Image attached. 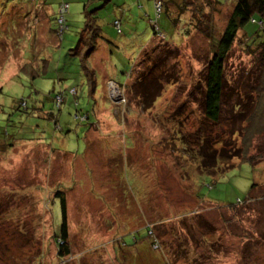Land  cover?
<instances>
[{
  "label": "rangeland",
  "instance_id": "rangeland-1",
  "mask_svg": "<svg viewBox=\"0 0 264 264\" xmlns=\"http://www.w3.org/2000/svg\"><path fill=\"white\" fill-rule=\"evenodd\" d=\"M61 1L69 9L59 36ZM208 1L178 0L183 8L165 3L176 13L175 29L166 12L158 22L173 45L155 34L154 0L37 2L38 8L51 6L45 24H35L20 8L34 0H0V138L5 148L17 140L0 150V264H264V161L254 165L234 157L231 168L199 176L191 149L201 146V129L211 141L230 131L228 145L218 144L229 155L241 144L239 122L216 125L202 107L213 43L207 15L212 11L220 35L237 0H219L224 4L213 10ZM85 6H99L102 35L114 43L99 38L86 58L94 85L84 68L85 51L74 50ZM245 29L252 34L258 27L248 23ZM240 36L226 63L230 102L239 100L238 89L246 90L250 74L244 72L254 57ZM154 43L160 47L150 60L158 65L150 73L163 84L147 108L132 85ZM171 64L173 82L164 77L174 76ZM110 80L123 85L122 93L114 89L111 96ZM250 153L264 154V138L252 143ZM58 191L66 196L71 242L64 258L55 237L62 218ZM237 202L234 209L225 206Z\"/></svg>",
  "mask_w": 264,
  "mask_h": 264
},
{
  "label": "trees",
  "instance_id": "trees-1",
  "mask_svg": "<svg viewBox=\"0 0 264 264\" xmlns=\"http://www.w3.org/2000/svg\"><path fill=\"white\" fill-rule=\"evenodd\" d=\"M162 2V11L161 16L163 12H166L169 21L170 26L175 29L176 19H175V11L173 8H175L177 5L179 7L183 8V4H178V0H161ZM168 2H173V8L170 10H167V5L165 6V3L168 4ZM68 3V2H65ZM69 4V3H68ZM219 4L223 5L219 0H213L212 2L208 1V6L213 10V5ZM169 5V4H168ZM99 7V6H98ZM98 7H95L94 9H87L85 6V20H84V26L80 32V38L78 40L77 46L74 48L75 51L83 52L85 51L84 55V68L85 71L89 72L90 80L92 82V85H94L95 78L91 74V67L89 66L88 61L90 52H92V48H96L99 38H104L106 41H108L111 45H114L112 39H107V37L102 35L101 26L99 23V17L96 14V9ZM187 11V10H186ZM182 12L179 15V20L183 22L180 17L185 14V12ZM197 11L202 12V9L198 7L197 5ZM203 14V12H202ZM66 13H64V18ZM59 15L56 17V21L58 19ZM208 17V33L213 38L212 43V50H211V56L208 62L206 63L205 70H204V82L205 86L203 87V98L201 100L202 107L204 109V115L206 119L212 121V123L216 125H222L223 122L232 124H236L237 122L240 123L237 130H235V133L238 132L241 136V144L237 148L231 150L233 152H230V155L227 153L226 150L222 149L219 150L218 144L226 143L228 145L230 139H231V132L228 130L223 131L222 140L220 141L218 138L215 141H211L210 137L206 134L201 133L202 129L199 131V143L200 147H197L196 145H193L191 149H194V156H195V163L199 168V176L202 174H209L214 176L216 173L225 171L229 168H231L234 164L230 163L231 160L236 157L239 158L240 161H248L254 165L264 161V154L261 155L259 158H256L254 154L250 153V150L252 148L253 142H259L264 138V0H237L236 3L233 5V7L230 9V12L228 14L226 24L224 28L221 30L220 35L219 32L217 33L215 31L214 25H213V13L210 11L207 15ZM195 18L192 16L190 21H187L188 24H193ZM117 19L114 20V24L118 27H120V20L119 25H117L116 22ZM159 19H151V23L153 24L154 28V22L157 23L159 26ZM59 23V22H57ZM248 23H254L257 24V31L254 33H249L245 26ZM65 24V22H64ZM59 26V24H58ZM28 29L31 30L30 26H28ZM157 29H154L155 34L158 36L159 32H162L164 36H161V38L158 37L160 42H168L167 34L165 31L161 30L160 26ZM58 31V30H56ZM242 36H240V33ZM186 35V34H184ZM240 36V42L242 45H244V49L251 54L253 57V62L250 64V66L247 68L245 74H250L249 77V84H246V90H240L238 89V101H231L230 97L231 94L228 93L229 87L227 84V74H226V63L230 54V51L233 49V46L235 44V41ZM34 41H37L36 34L34 33ZM169 43V42H168ZM173 44L174 43H169ZM160 47V44H153L149 46L147 50H145L144 57L140 60V66L141 69L138 72L137 77L134 79L132 87L135 89V94L142 99L143 106L144 107H151L156 98L159 95V91L162 88V78H158L157 76L153 77L151 75V71H154L157 68V61L156 60H150V57H153L152 53H155L156 50ZM15 48V46L13 47ZM146 49V48H145ZM166 51V50H164ZM147 52V53H146ZM151 53L152 55H148L149 58H147V54ZM165 58L170 57L167 53H165ZM148 60V64H144L145 60ZM156 59V58H155ZM168 59V58H167ZM164 60V58L161 59V61ZM172 65V64H171ZM155 69V70H154ZM173 75L166 74L164 75L165 79H167L169 82H173L177 79V75L175 71V65H172ZM153 73V72H152ZM163 75V74H162ZM254 80V81H253ZM123 86L122 84H120ZM249 92V94H247ZM228 95V96H227ZM249 97V99H248ZM76 115H79L76 114ZM83 118H88V115H81ZM223 118V121H222ZM239 119V120H238ZM238 120V121H237ZM230 127V125H229ZM230 137V138H229ZM183 138V137H182ZM2 139V138H0ZM0 143V150L7 152L9 148L15 146L14 141L13 144L9 145L7 148H5L6 144ZM184 140V144H186L188 147H190L189 142L187 140ZM210 145L205 147L206 144ZM212 144L214 147H212ZM197 147V148H196ZM10 148V149H11ZM227 162L228 167L223 168V164ZM239 162V161H238ZM232 165V166H231ZM196 184V183H195ZM198 185H200V181L198 182ZM256 186V183L254 184V187ZM253 187V188H254ZM199 190L196 192L197 196L203 197L202 195H198ZM57 197H60L61 200V213L62 218L61 222L58 226V229L56 230L55 237L58 238L57 241V247H58V254L60 258H64L71 255V242L69 237V225H68V210H67V200L65 193L63 191L57 192ZM250 198V197H249ZM240 202L232 203V205L226 204L228 208L234 209L237 204ZM218 205H223L219 203ZM189 221V220H188ZM150 225V224H149ZM148 233L149 238L152 240V246H157L158 241L154 237V230L152 226L148 227ZM114 241L117 238V236H113ZM119 242V240H118ZM119 246V244H118ZM117 246V247H118ZM118 262L121 260H124L122 258H117ZM121 259V260H120ZM128 260V259H127ZM168 264V262H167Z\"/></svg>",
  "mask_w": 264,
  "mask_h": 264
},
{
  "label": "clouds",
  "instance_id": "clouds-1",
  "mask_svg": "<svg viewBox=\"0 0 264 264\" xmlns=\"http://www.w3.org/2000/svg\"><path fill=\"white\" fill-rule=\"evenodd\" d=\"M34 2H35V4H36L37 2H42V3H43V2H47V0H34ZM154 2H155V0H154ZM63 4H66V3L61 1V2H60L59 9H58L59 17H58V19H57V22H59V18H60V16H61V14H62L63 17H64V13H66V12L68 11V9H69V4L67 3V4H68L67 9H66L65 11L62 12V11H61V6H62ZM154 5H155V3H154ZM160 16H161V14H160ZM160 16H159V17H160ZM159 17H157L156 19H158ZM64 22H65V18H64ZM64 22H63V26H61V24L58 23V24H59V29H58V31H56V34L59 33V36H62V34L64 33L65 29L67 28V25H65ZM115 23H116L117 25H119V21H118V20H116ZM154 24H155V25H154V29H157V31H159V30H158L159 26L157 25V23L154 22ZM156 27H158V28H156ZM159 35L164 36L162 32H159V33H158V36H159ZM111 84H113V85H111ZM108 85H110L111 88H112L111 96L115 94V92L113 91L114 89H116V92L118 91V92H120V93H122V91H123L121 85L117 84V83L114 82L113 80H110V82H109ZM113 87H114V88H113ZM72 91H73V93H75V89H73ZM58 96L61 97V101H63V96H62L61 94H58V95L56 96V101H57V103H60L61 101H59V100L57 99ZM119 97H120V98H123V94H120ZM117 99H118V98H117ZM117 99H116V100H117Z\"/></svg>",
  "mask_w": 264,
  "mask_h": 264
},
{
  "label": "crops",
  "instance_id": "crops-1",
  "mask_svg": "<svg viewBox=\"0 0 264 264\" xmlns=\"http://www.w3.org/2000/svg\"><path fill=\"white\" fill-rule=\"evenodd\" d=\"M20 8L24 11V13L28 14V17H30V16L34 17V20L36 22V23L34 22L35 24H39L42 20H43V23L45 24L46 16L49 14L51 6H50V4H48V5H46L45 8H38L37 7V3L36 4H33V3L32 4H27L25 2H22ZM46 28H47L46 30L49 31V28L47 26H46ZM34 29L37 30L38 27H37V29L34 27ZM45 38H47V37L45 36ZM36 39H37V37H36ZM40 39L41 40H47V39H43L41 37H40Z\"/></svg>",
  "mask_w": 264,
  "mask_h": 264
},
{
  "label": "built area",
  "instance_id": "built-area-1",
  "mask_svg": "<svg viewBox=\"0 0 264 264\" xmlns=\"http://www.w3.org/2000/svg\"><path fill=\"white\" fill-rule=\"evenodd\" d=\"M67 7H68V4H67V3H66V4H63V5L61 6V11H62V12L65 11V10L67 9ZM155 8H156V14H157V17H159L160 14H161V11H162V2H161V0H155ZM63 22H64V17H63V15L61 14V16H60V18H59V23L61 24V26H63ZM156 28H158V27H156ZM111 85H113V84H111ZM113 88H114V87H113ZM57 99H58L59 101H61V97H60V96H58Z\"/></svg>",
  "mask_w": 264,
  "mask_h": 264
}]
</instances>
